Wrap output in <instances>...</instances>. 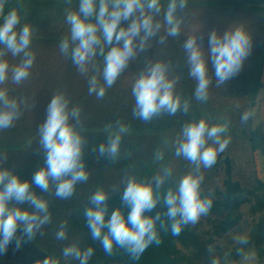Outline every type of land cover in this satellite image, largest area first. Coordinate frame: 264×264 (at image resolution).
<instances>
[{"label":"clouds","instance_id":"9594fccd","mask_svg":"<svg viewBox=\"0 0 264 264\" xmlns=\"http://www.w3.org/2000/svg\"><path fill=\"white\" fill-rule=\"evenodd\" d=\"M6 0H0V131L12 127L20 116V105L9 97L3 87L9 79L20 84L30 75L35 53L30 50L33 39L31 25L24 24L17 31L21 17L16 9L4 14ZM188 0H79L78 9L66 14L65 22L69 34L62 38L59 49L67 56L82 75L94 67L97 55L103 58L101 83L96 75L88 79V93L103 99L129 62L138 52L146 51L148 42L156 37L162 27L165 35L159 37L163 44L167 36L178 37L184 22L182 15ZM163 11V23L156 18ZM197 35L188 36L183 44L189 65V75L196 81L194 97L206 101L212 83L209 76V62L215 69L217 84H223L239 73L244 60L251 52L250 32L242 25H234L223 33L213 29L208 34V48L198 42ZM10 53L20 57V62L10 66L5 56ZM169 66L156 62L142 71L132 86L135 100L133 115L144 122L167 113H187L189 103L181 101L175 93L176 79L169 78ZM80 109L69 108V100L63 92L51 98L46 118L39 128L38 136L44 152V166L34 172L31 180H23L7 168H0V252L15 242L19 248L27 238L31 240L40 228L51 220L48 201L37 195L33 186L47 193L55 187V196L70 198L78 183L86 182L88 172L83 162L84 139L77 129ZM247 117L245 116V119ZM115 130L109 132L106 143L99 145L101 156L115 161L120 152L122 136L127 126L116 122ZM111 127V126H110ZM226 129L219 124L210 125L205 119L186 123L175 142V156L182 157L192 170L182 176L175 191L169 189L163 195L166 206L164 215L171 222L173 235H179L183 226L196 224L207 215L212 200L201 195L203 176L201 167L211 168L220 152L228 146V139H222ZM211 141V143H209ZM0 159H3L0 157ZM155 159H164L162 152ZM172 170L165 167L161 175L151 180H138L129 176L121 195V201L128 211L117 207L109 213L108 193L97 189L90 197V206L85 208L84 217L93 240L99 241L103 251L112 255L114 246L125 250L133 260H138L153 243H159L157 221L161 214L150 215L161 201L159 189ZM27 204L29 208L19 205ZM66 224H60L56 239L67 238ZM19 232V235H17ZM241 243L245 240L241 239ZM94 249H81L73 243L63 248L65 258H73L79 264H89ZM35 264H59L58 258L48 256ZM213 264H216L213 261Z\"/></svg>","mask_w":264,"mask_h":264},{"label":"rangeland","instance_id":"374dc122","mask_svg":"<svg viewBox=\"0 0 264 264\" xmlns=\"http://www.w3.org/2000/svg\"><path fill=\"white\" fill-rule=\"evenodd\" d=\"M163 2L166 4V0H163ZM49 4L45 1L46 15L53 12L50 10L51 6L49 7ZM78 6L79 0L71 1V11L77 10ZM54 11L56 12V10ZM182 15L184 22L181 26L180 35L175 37V39L179 44L178 51L186 59L187 56L183 44L188 36L197 35L199 37L198 42L206 52L208 34L213 29L223 33L234 25L242 24L251 34V52L244 60L239 73L231 79L218 85L215 79V69L212 63L209 62V76L212 79V83L208 89L207 100L204 101L205 107L197 118L191 120L205 119L210 125L219 124L224 126L226 131L222 135V139H228L229 141L228 146L223 152L218 154L216 163L211 168L205 169L201 167L200 174L203 176L201 192H212L214 189L222 187V182L225 178V163L223 162L225 158H228L231 162L233 180L243 185L250 184L255 165L248 136L250 131L260 123L264 125V88L257 91L255 103L252 105L247 92L246 81L249 79V74L253 71V59L257 54L258 48L261 45L264 47V0H188V5ZM156 19L163 23V11ZM63 20L64 26L69 29L64 17L54 18L52 16L48 18L46 16L44 18V33L48 35L55 31V29L60 27L59 22ZM35 31L40 33V28L37 27ZM161 32H165L163 27ZM59 43L60 41H32L30 50H38L39 52L44 49V56L40 55V53L35 56L36 62H34L30 75L26 80L20 84H15L9 79L3 85V87L7 88L9 97L18 101L21 114L12 127L0 131V157L3 158L0 159V168L10 169L23 180H31L34 172L44 166V152L38 136L39 128L46 118L43 100H46V97L51 99L57 92H63L70 102L71 100L86 99L88 95L86 88L76 92V89H51L47 87L51 85L50 83L58 86H60L59 83L62 85L68 84L74 75L76 77L73 81H77V83L82 81L83 75L79 73L67 56L62 54L58 57L48 55L52 54V50H60ZM169 51L171 55L172 50L169 49ZM159 54L160 50L156 49L155 56L153 55L151 59L152 64L161 62L157 58ZM5 59L12 62L10 66H15L20 62L21 58L10 56ZM133 75L135 76L136 73L129 72L127 77L126 75L124 76L125 81L129 80ZM40 79L43 81L42 83ZM191 80L196 86V81L193 78ZM261 82L263 85L264 75L261 77ZM40 85H45L47 88L45 86V88H34ZM88 96L90 100H97L94 94H89ZM245 116L247 117L246 119ZM182 127L166 129L165 132L154 133L148 138L149 140L161 141L157 152H162L164 159L160 161L155 159L152 171L143 177L140 176V167H137L135 163L126 166L121 163L109 165L105 161H93L92 163L89 159L92 155L98 158L102 157L98 151L99 146L91 144L94 140L89 136L90 133L81 126H77L85 141L83 162L88 172V179L86 182L78 183L74 194L68 199L57 198L54 185L50 186L47 193L41 192L40 189L33 186V190L37 195L48 201L51 220L48 224L42 226L31 240H27L28 244L47 257L58 258L59 264H79L78 260L65 258L62 255L63 248L73 243L78 244L82 250L88 247L94 249V254L90 258L89 264H173L167 257L156 258L146 256L144 255L145 253L138 260H133L125 250L115 246L112 255H107L99 241L92 239L88 227L87 230H83L87 226L86 220L82 219L81 221L79 219L84 216L85 208L90 206V197L97 189H103L108 193L107 204L109 213L111 209L116 208L117 204L120 205L122 202L121 195L129 176H135L138 180L147 181L154 176L161 175L163 168L169 167L172 170V175L166 179L164 185L166 182L169 183L170 185H168L167 189H172L173 187L175 191L180 178L192 170V166L187 160L174 154L175 142ZM260 158L261 156L259 155L257 158L259 159L258 162H260ZM165 193L166 191L160 193L161 201L158 203L159 205H164L163 195ZM19 206L29 208L27 204ZM241 211L244 218L240 226L229 232V234L224 235L221 239H215L210 246L205 247L207 255L202 253L199 258L193 256V249L190 246L186 247L182 243L176 242L177 250L182 254H187L186 256L189 258L176 256L175 264H213V261L216 264L220 263L222 258L232 251L241 239L247 238L251 232V226L255 218L249 216L248 206H244ZM211 220V218L204 215L196 224H190V228L201 237L202 241L211 230ZM62 222L66 224L67 238L58 240L56 239V233L59 231ZM23 242L26 243L25 240ZM154 250L155 246L153 247V252ZM36 255L39 256V254ZM44 258L46 257L42 259ZM209 259H213V261H209ZM259 261L254 248L248 247L237 264H264V257L260 261L261 263Z\"/></svg>","mask_w":264,"mask_h":264},{"label":"trees","instance_id":"16d2710c","mask_svg":"<svg viewBox=\"0 0 264 264\" xmlns=\"http://www.w3.org/2000/svg\"><path fill=\"white\" fill-rule=\"evenodd\" d=\"M163 35H165V32L160 31L156 37H153L148 42L149 46L146 51L137 53L115 84L107 89L103 99L90 100L88 93L86 99L69 101L70 109L72 107H78L80 109L79 121L72 122L90 133L89 136L94 140L91 144H97L99 146L102 143H106L109 132L116 129L117 121L128 128V132L122 136L120 152L115 161L106 156L98 158L92 155L91 158H89L92 163L93 161H105L109 165L121 163L125 166L135 163V165L141 169L140 176L144 177L152 171L155 154L158 145L161 144L160 140H149L148 138L154 133H161L165 132L166 129L184 126L192 119L197 118L200 115L199 113L202 112V109H204V101H197L194 97L196 86L192 83V77L189 75L187 59L181 56L178 51V42L174 37L167 36L165 42L161 44L159 43V37ZM156 49L160 50L159 57L157 56V58L163 63L166 62L169 66V78L176 79L177 81L175 93L181 97L182 102L187 101L189 103V110L187 113L178 111L175 115L162 113L154 117L151 121L144 122L133 115L135 100L132 95V86L139 74L144 71L147 66L152 64L151 59ZM169 49L172 50L171 55L169 54ZM167 52L168 54L166 55ZM102 67L103 58L97 55L94 67L90 66L88 73L83 75L82 81H78L79 83L73 81L76 77L74 75L68 84L62 85L59 83L60 86H58L50 83L53 86H48V88L76 89V92L77 90H83L85 88L88 90V79L92 75H96L97 79L103 83L101 75ZM263 67L264 47L261 45L253 59V71L249 74V79L246 81L247 92L250 96L252 105L255 103L258 94L257 91L264 88V84L262 85L261 82V77L264 72ZM129 72H134L136 75H133L129 80L125 81L124 76L126 75L127 77ZM50 100L51 99L47 97L46 100H43L45 104V114L47 113L46 106L48 107ZM248 141L251 153L254 155L253 163L255 165L250 184L243 185L233 180L231 162L228 158H225L223 161L225 163V178L222 182V187L216 188L212 192H201L202 197L212 200V207L208 214L205 215L212 219L211 230L206 234V237L203 238L204 240L202 241L201 237L195 234V231L190 228V224L183 226L179 235H173L171 222L164 215L166 206L158 204L150 215L155 216L156 213L161 214L160 220L157 221L159 243H153L149 246L144 255L156 258L167 257L175 264L176 256L188 257L186 256L187 254H182L177 250L175 245L176 242H180L186 247L190 246L193 249V256L199 258V255L202 253L207 255L205 247L208 245L210 246L215 239H221L224 235L229 234V232H232L240 226L244 218L241 209L244 206H248L249 216L255 218L249 236L244 238V243L239 242V244L232 251L228 252L218 264H237L245 249L248 247H253L256 256L262 261L264 257V181L260 179L255 163L259 155H264V132L261 126L258 125L250 131ZM168 185L170 184L166 182V184L159 189V192H167L169 190L167 189ZM171 190L174 191V188L172 187ZM117 207L121 208L125 214L128 211L127 207L124 206L122 202L120 205L117 204L116 208ZM82 219H85V217L82 216L79 220L82 221ZM83 230H87V226H85ZM25 241L27 248H29V251L33 254H39V257H47L45 254L39 253L38 250L32 248V246L28 244L26 238ZM152 246H155L154 252ZM43 257H41V259ZM209 261H213V259H209Z\"/></svg>","mask_w":264,"mask_h":264},{"label":"crops","instance_id":"0c3cea01","mask_svg":"<svg viewBox=\"0 0 264 264\" xmlns=\"http://www.w3.org/2000/svg\"><path fill=\"white\" fill-rule=\"evenodd\" d=\"M45 1L50 3L49 4V7L51 6L50 10L53 11V12H50L48 15L45 14V7H46ZM71 1H78V0H6L5 7H4V14L6 15L7 12L13 8L18 11V14L21 17V22L17 26V31L24 24L31 25L32 29H33V27H35L33 29L32 41H39V40L40 41H43V40L61 41L62 38L66 37L69 34V29L64 26V20L59 22L60 27H58L57 29H55V31H52V33L47 35L44 33V30H45L44 18L46 16H48V18H51L52 16H54V18H56V17L63 18L64 17V19H65L66 14L69 11H71ZM54 10H56V12ZM0 23H2V18H0ZM52 24H55V23H52ZM37 27L40 28V33L35 31V30H37ZM52 51H53L52 54H48L49 56L58 57L61 54L60 50H52ZM33 52L35 53V56H37L39 53L42 56H44V54H45L44 49L39 51V52H38V50L33 51ZM10 56H12V55L10 53H7L5 58L10 57ZM8 62L10 65L12 64V62H10V60H8ZM34 62H36V61H34ZM263 75H264V72H263ZM42 82L43 81L41 80V83ZM44 86L45 85H40V86H35L34 88H38V87L39 88H45L46 86L45 87ZM48 86H53V85H48ZM259 126H261L262 130H263V127H264L263 123H260ZM260 159H261L260 162H258L259 159H257V161L255 162L256 163V169H257V172L259 174L260 179L262 181H264V155H261Z\"/></svg>","mask_w":264,"mask_h":264},{"label":"water","instance_id":"95a60500","mask_svg":"<svg viewBox=\"0 0 264 264\" xmlns=\"http://www.w3.org/2000/svg\"><path fill=\"white\" fill-rule=\"evenodd\" d=\"M36 260L38 259L27 253L0 252V264H35Z\"/></svg>","mask_w":264,"mask_h":264},{"label":"flooded vegetation","instance_id":"af4514ba","mask_svg":"<svg viewBox=\"0 0 264 264\" xmlns=\"http://www.w3.org/2000/svg\"><path fill=\"white\" fill-rule=\"evenodd\" d=\"M14 247H15V248H14ZM3 252H5V253H7V252H16V253H18V254L27 253V254H29L30 256H33V257H35V258H37V259H41V257H39L38 255L33 254L31 251H29L28 248H27V244L24 243V242L21 243V245H20L19 248L16 247L15 242L10 243V244L8 245L7 249H6L5 251H3Z\"/></svg>","mask_w":264,"mask_h":264}]
</instances>
